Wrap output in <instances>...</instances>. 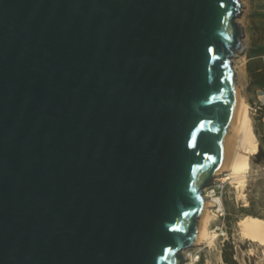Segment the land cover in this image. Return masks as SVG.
I'll list each match as a JSON object with an SVG mask.
<instances>
[{"label":"water","instance_id":"water-1","mask_svg":"<svg viewBox=\"0 0 264 264\" xmlns=\"http://www.w3.org/2000/svg\"><path fill=\"white\" fill-rule=\"evenodd\" d=\"M240 0H0V264H183L242 102Z\"/></svg>","mask_w":264,"mask_h":264},{"label":"rangeland","instance_id":"rangeland-1","mask_svg":"<svg viewBox=\"0 0 264 264\" xmlns=\"http://www.w3.org/2000/svg\"><path fill=\"white\" fill-rule=\"evenodd\" d=\"M240 2L236 21L242 29L244 49L235 53L231 62L240 95L249 107L259 153L249 157L250 168L243 191L238 192L228 180L222 183V190L215 191V196L222 199L225 223L221 232H215L217 236L211 247L203 243L186 249L199 254L196 264H232L231 260L233 264H264L261 240L244 239L237 229L238 220L244 215L264 219V0ZM214 218L209 226L211 231L221 226V221Z\"/></svg>","mask_w":264,"mask_h":264},{"label":"bare ground","instance_id":"bare-ground-1","mask_svg":"<svg viewBox=\"0 0 264 264\" xmlns=\"http://www.w3.org/2000/svg\"><path fill=\"white\" fill-rule=\"evenodd\" d=\"M243 47L240 41V48L237 49L236 53H240L244 49ZM258 153L259 147L253 131L249 107L242 100L233 125L232 139L226 158L219 175L215 177L214 181L225 182L228 180L233 183L238 192L243 191L246 186V174L250 168L249 157L256 156ZM203 195L207 200V207L201 218L194 246L205 243L206 246L211 247L217 236L215 232L218 231V228L211 231L209 227L211 220L214 218L212 208L221 206V203L218 197L210 194L208 187L203 189ZM237 229L242 238L251 242H258V239H260L261 242L259 243L264 244V219L244 215L238 220ZM182 253L186 255V249L182 250Z\"/></svg>","mask_w":264,"mask_h":264},{"label":"built area","instance_id":"built-area-1","mask_svg":"<svg viewBox=\"0 0 264 264\" xmlns=\"http://www.w3.org/2000/svg\"><path fill=\"white\" fill-rule=\"evenodd\" d=\"M222 183L221 181H213L208 187V190L210 191V194H212L213 196H215V191L221 189L222 190ZM206 187V188H207ZM221 206L219 207H215L213 208V214H214V219L216 220H220L221 221V226L220 227H215L214 229L218 228V231H222V227L225 223V219H226V213L223 207V203H222V199L221 196H218ZM185 259L183 264H196L199 261V254L197 252H192V251H188L186 253V255H184Z\"/></svg>","mask_w":264,"mask_h":264},{"label":"trees","instance_id":"trees-1","mask_svg":"<svg viewBox=\"0 0 264 264\" xmlns=\"http://www.w3.org/2000/svg\"><path fill=\"white\" fill-rule=\"evenodd\" d=\"M226 259V258H225ZM231 263L233 264L234 263V261L233 260H231Z\"/></svg>","mask_w":264,"mask_h":264}]
</instances>
